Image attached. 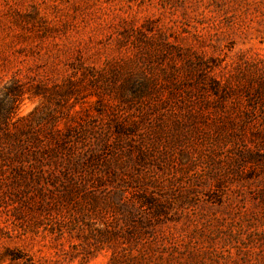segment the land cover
<instances>
[{
	"label": "rangeland",
	"instance_id": "1",
	"mask_svg": "<svg viewBox=\"0 0 264 264\" xmlns=\"http://www.w3.org/2000/svg\"><path fill=\"white\" fill-rule=\"evenodd\" d=\"M15 80L30 134L110 137L70 197L0 164V264H264V0H0Z\"/></svg>",
	"mask_w": 264,
	"mask_h": 264
},
{
	"label": "trees",
	"instance_id": "2",
	"mask_svg": "<svg viewBox=\"0 0 264 264\" xmlns=\"http://www.w3.org/2000/svg\"><path fill=\"white\" fill-rule=\"evenodd\" d=\"M40 87L36 86L32 93H41ZM24 91L17 80L8 88L5 86L0 88V95L6 96V99L0 102V164L17 163L14 178L36 183L40 194L44 195V189L52 191V187L57 188L60 184L65 188L66 195H58V199L74 196L79 189L86 188L87 180L95 179V174L105 173L103 169L95 168L93 165L99 154V142L106 143L110 133L104 129L100 131L90 129L83 123H78L68 125L66 130L56 127L48 133L50 135L44 137L40 136L39 130L30 134L29 126L34 116L33 111L28 116L14 119L19 99ZM88 132L96 137L88 146L74 138L78 134L84 135ZM77 179L84 180L78 182ZM100 180H103L102 176ZM106 199H109V196ZM122 203L127 209H130L129 206H135V202L130 198ZM129 217L125 216V219ZM107 264H118V260L113 257Z\"/></svg>",
	"mask_w": 264,
	"mask_h": 264
}]
</instances>
